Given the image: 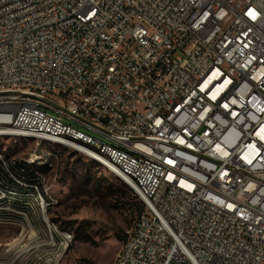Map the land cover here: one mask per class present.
<instances>
[{"label":"built area","instance_id":"obj_1","mask_svg":"<svg viewBox=\"0 0 264 264\" xmlns=\"http://www.w3.org/2000/svg\"><path fill=\"white\" fill-rule=\"evenodd\" d=\"M10 126L112 164L141 200L113 264H264V0H0ZM16 161L44 162L0 160V223L40 221L58 252L74 235L45 177L11 182Z\"/></svg>","mask_w":264,"mask_h":264},{"label":"rangeland","instance_id":"obj_2","mask_svg":"<svg viewBox=\"0 0 264 264\" xmlns=\"http://www.w3.org/2000/svg\"><path fill=\"white\" fill-rule=\"evenodd\" d=\"M12 138L0 137V152L10 158L12 154L43 157L44 162L35 163L27 179L46 178L53 205H57L49 211V218L59 231L73 234L74 241L66 247L62 239L56 252L47 233L35 234L32 226L41 228L40 221H35L32 229L22 222L0 223V264L116 262L125 235L141 216L137 214L141 200L124 187V181L84 154L28 138ZM50 152L56 157L49 156Z\"/></svg>","mask_w":264,"mask_h":264},{"label":"bare ground","instance_id":"obj_3","mask_svg":"<svg viewBox=\"0 0 264 264\" xmlns=\"http://www.w3.org/2000/svg\"><path fill=\"white\" fill-rule=\"evenodd\" d=\"M13 134H20V126H10L9 131L0 130V137L12 138ZM19 138L31 139V134L30 132H23L22 134L19 135ZM73 145H80V148H89V154L91 157H98L104 159L112 158V151L110 149L89 147V141H80V138H73ZM64 148L72 149V144H65ZM0 160L13 161V158H10L9 156H6L5 154L0 152ZM97 163H99L100 165L108 169L110 172L117 175V168H113L112 164H103V162H97ZM34 164L35 163L28 165L22 161H16V164H12L13 173H11V182L13 184L29 185L30 182L28 181L27 177L32 174ZM2 173L10 174V166H2ZM140 223H141V216L136 220L134 226H139ZM127 239H129V234L127 236ZM64 240L66 243V247H68L69 242H71V240L69 239H64ZM120 258H121V253L118 255L116 262H119Z\"/></svg>","mask_w":264,"mask_h":264},{"label":"trees","instance_id":"obj_4","mask_svg":"<svg viewBox=\"0 0 264 264\" xmlns=\"http://www.w3.org/2000/svg\"><path fill=\"white\" fill-rule=\"evenodd\" d=\"M8 153H10V152H8ZM10 154H12V153H10ZM12 155H14V154H12ZM124 187H125V188H128V186H127L126 184H124ZM98 189H99L100 191L103 189V187H102L101 184L98 186ZM143 211H144V205H143V203L141 202V207H140V209H139L138 212H137L138 216H139ZM126 238H127V235H125L124 240H125ZM84 240L87 241V242L90 241L88 237H87V238L85 237Z\"/></svg>","mask_w":264,"mask_h":264}]
</instances>
